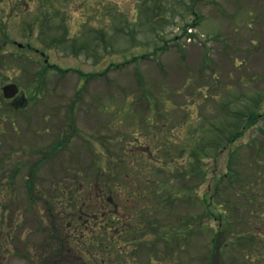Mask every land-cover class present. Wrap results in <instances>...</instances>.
Wrapping results in <instances>:
<instances>
[{"label":"rangeland","instance_id":"374dc122","mask_svg":"<svg viewBox=\"0 0 264 264\" xmlns=\"http://www.w3.org/2000/svg\"><path fill=\"white\" fill-rule=\"evenodd\" d=\"M7 82L26 102L0 89V180L16 158L24 165L0 184V219L3 205L13 212L2 221L0 264H37L56 249L44 199L57 206L56 181L79 170L123 184L124 229L96 257L264 264L263 155L252 149L264 145V117L245 116L264 111V0H0V88ZM156 160L164 171L151 175ZM222 217L234 226L216 239ZM67 220L70 247L84 250L99 220Z\"/></svg>","mask_w":264,"mask_h":264},{"label":"trees","instance_id":"16d2710c","mask_svg":"<svg viewBox=\"0 0 264 264\" xmlns=\"http://www.w3.org/2000/svg\"><path fill=\"white\" fill-rule=\"evenodd\" d=\"M239 134V132H238ZM178 137V136H177ZM176 137V138H177ZM161 143L159 145L160 148H167V151L169 149V145H168V142L167 140L166 141H162L160 140ZM183 140L181 137L178 138V143L177 141H175V144H178L180 146H183ZM186 146V145H185ZM156 164V163H155ZM20 162L16 163V164H13L12 166V175H9V179L6 181H3L0 180V184L1 185H7L8 183H10L12 185L13 183V180L12 177L14 178L15 174L17 173V171L20 169ZM119 181V180H117ZM68 184L66 183H62V186L59 188L61 191H64L62 192L58 197H57V201H64L65 200V203H61V210L63 209L64 211H66L65 208H67L70 212H72V214H77L78 211L82 210L81 209V206H82V203H78L77 204V201L78 200H81V195H78L79 193L77 191H74V188H75V185H72L71 183L67 182ZM28 184L29 186L31 185H34L33 181L30 180L28 181ZM115 186V187H114ZM121 191V185L120 183H113V184H109L107 186H105L104 188V193L102 194L98 189L96 191V194L98 196V200L93 204V210L91 212H93V216L95 214H97V216L100 215V212L101 213H109V215H111V217H114V215L112 214L114 211H111L110 209H115L116 208V201L118 200V197H119V193ZM77 195V199H75ZM253 199H255V201H257L258 197H254ZM45 201V205H47L48 207V211L50 213H52L51 217L54 221V219L56 218V213H54L55 209H53V206L51 205V203L48 202V200ZM255 201H252L255 202ZM77 204V205H76ZM254 204V203H253ZM0 206H1V203H0ZM7 207H8V204H7ZM7 207H5L4 205L2 206V216H1V222L4 220L5 218V214H7L8 217H10L11 215L8 214V209ZM90 212V213H91ZM71 214V213H70ZM223 221H220L219 224H218V227H217V231L215 232L214 234V237L216 235V239H218V237L220 238L221 235L223 236L224 232L226 231H229V227L231 226V222L225 218V217H222ZM114 220V219H113ZM102 230V228L100 229ZM50 232H51V235H54L56 236V239H57V243H56V250H55V257H96V254H97V250L98 249H101L103 250V247H104V243H103V240H102V234L101 232H95L93 235L89 236L88 235V243H86L85 245V250H73V249H70V247L68 246V241H67V236L62 232L60 231L56 226L55 224H53V228L51 227L50 229ZM254 235V231H252V233ZM263 235H264V232H263ZM264 238V236H263ZM262 241V244L261 246L264 248L263 244H264V239L261 240ZM227 246V243L226 242H223V243H220L219 245L218 244H215L213 249L211 250L212 252H217L218 254L221 252V250L223 248H225ZM264 256V254H263ZM55 257H53V252L48 254L46 257H44V264H57V261L55 259ZM217 258V259H216ZM221 258L222 257H213V258H210L211 260H207L206 261V264H223L221 262ZM246 258L247 255H246Z\"/></svg>","mask_w":264,"mask_h":264},{"label":"flooded vegetation","instance_id":"af4514ba","mask_svg":"<svg viewBox=\"0 0 264 264\" xmlns=\"http://www.w3.org/2000/svg\"><path fill=\"white\" fill-rule=\"evenodd\" d=\"M89 215L93 216V212L89 213ZM166 258L168 259L170 257H166ZM55 260L57 261V264H161V262L158 259L147 261L148 263H145L146 261L137 259L136 257H110V256L109 257H67V258L55 257L54 261ZM30 263L35 264L32 263L31 260ZM37 264H44V257H42L40 263Z\"/></svg>","mask_w":264,"mask_h":264},{"label":"water","instance_id":"95a60500","mask_svg":"<svg viewBox=\"0 0 264 264\" xmlns=\"http://www.w3.org/2000/svg\"><path fill=\"white\" fill-rule=\"evenodd\" d=\"M2 90H3V95L5 97H11L16 93L17 87L14 83H9V84L4 85L2 87Z\"/></svg>","mask_w":264,"mask_h":264}]
</instances>
